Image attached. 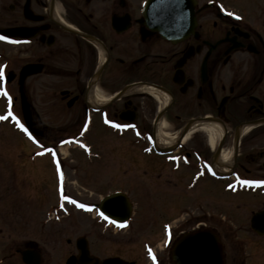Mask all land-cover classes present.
<instances>
[{"label": "flooded vegetation", "instance_id": "obj_1", "mask_svg": "<svg viewBox=\"0 0 264 264\" xmlns=\"http://www.w3.org/2000/svg\"><path fill=\"white\" fill-rule=\"evenodd\" d=\"M149 1L0 0V36L8 38L0 39V97L7 103L0 124L19 121L27 128L19 91L21 73H29L22 92L37 134L18 130L35 149L33 160L22 159L23 173L28 161L42 165L43 155L52 168H62L59 156L69 142L44 133L51 92L55 114L67 109V122L80 123L89 157L100 156L91 140L99 126L136 154L159 159L166 171L159 190L165 210L153 207L157 217L149 223L161 232L148 231V221L123 191L115 193L127 196L132 214L125 228L112 222L126 232L163 236L149 247L168 249V260L159 264H174L172 250L181 237L201 232L219 238L224 264H264V185L242 182L264 180V0H190L185 7L193 13L182 16V28L169 31L172 39L154 28L150 12L160 5ZM162 124L174 131H162ZM211 125L221 129L214 142ZM25 184L0 181V264H68L80 255L81 237L99 264L114 257L138 264L102 257L89 237L74 239L71 229L47 227L50 221L29 228ZM213 184L241 212L221 215L209 206L216 196L203 186ZM61 199L77 204L70 195Z\"/></svg>", "mask_w": 264, "mask_h": 264}, {"label": "rangeland", "instance_id": "obj_2", "mask_svg": "<svg viewBox=\"0 0 264 264\" xmlns=\"http://www.w3.org/2000/svg\"><path fill=\"white\" fill-rule=\"evenodd\" d=\"M45 100L48 104H45V107L50 108H48L50 114L47 130L44 133L47 135L49 132V140H64L69 142L70 147L75 141L79 144V148L66 146L61 150L60 157H63V160L62 168L59 169L60 174L58 170L52 168L50 160L46 158L47 155L41 156L43 159L38 160L42 165L31 166L29 164L34 165V163L26 162V171L23 173L24 168L20 167L22 159L25 155L31 159V153L35 149L23 140L22 134L18 131L20 128L18 123L14 124L12 121V123L0 124V169L5 170L0 176V181L24 179L26 182L27 187L21 194L27 202L23 208L26 211L27 226L38 228L42 227L45 221H50L47 227L71 229L75 233L74 239L80 236L89 237L93 249L102 257L118 255L134 259L138 264H159L160 260H168V249L165 250V244L161 245L163 249L157 250V253L149 248L151 243L155 244L157 240L163 241V236L137 234V231L126 232L116 229L113 224L101 220L97 211L93 209V205L99 204L106 196L115 193V191H123L138 206L139 218H144L148 223H152L151 219L157 217L152 208L158 206V211L161 209L164 212L165 210L163 195L159 190L164 188L160 183H163L166 171L159 159L136 154L126 145L119 144L120 142L116 141L113 136L104 133L99 126L95 128L91 140L97 147L94 151L100 153V156L91 155L89 157L82 149L83 142H87L88 139L85 140L83 134H79L80 123L67 122L70 117V112L67 109L61 110L59 107L55 114L53 93L46 92ZM5 108L7 109L6 100L0 97V111L4 112ZM163 126L162 124L164 132L174 131L170 124L165 125L167 128ZM76 132L77 134L74 135ZM109 145L113 147L112 150L107 147ZM9 164L12 166L9 167ZM5 166L6 168H4ZM10 170L14 171L15 178L9 174ZM59 184L61 188H58ZM1 189L3 191L5 188ZM220 189L214 184L203 186L205 193L216 196L214 200L208 201L212 203L209 206L218 210L221 215H230L240 211L229 203L231 200L228 198V194ZM208 190L209 192H207ZM217 190H219L218 193H215ZM68 195L74 197L80 205L83 204L87 207L78 208L71 203L63 202L64 200L60 197L64 198ZM169 197H172V192ZM156 198L159 201L154 203ZM52 212H54L53 219H48L47 215ZM178 222L179 220L176 221V223ZM150 223L148 231H153L155 228L156 232H161L160 227H153ZM226 264H228V259Z\"/></svg>", "mask_w": 264, "mask_h": 264}, {"label": "water", "instance_id": "obj_3", "mask_svg": "<svg viewBox=\"0 0 264 264\" xmlns=\"http://www.w3.org/2000/svg\"><path fill=\"white\" fill-rule=\"evenodd\" d=\"M190 0H150V4L160 5L150 12L153 26L161 35L172 39L169 33L176 28H182V16L193 13L185 5ZM25 71L21 73L20 95L26 125L32 134H37L35 125L31 119L29 104H27L22 92V80L26 78ZM104 217L118 221L119 218H129L132 206L124 194L115 193L106 197L100 205H97ZM80 255L72 257L68 264H99V260L90 256L87 242L84 238L78 240ZM173 260L175 264H224L223 246L217 236L211 232H201L192 235H184L173 249ZM103 264H129L121 258H109ZM134 264V263H131Z\"/></svg>", "mask_w": 264, "mask_h": 264}, {"label": "snow or ice", "instance_id": "obj_4", "mask_svg": "<svg viewBox=\"0 0 264 264\" xmlns=\"http://www.w3.org/2000/svg\"><path fill=\"white\" fill-rule=\"evenodd\" d=\"M230 15H235L234 13H230ZM0 39H4L7 40V37L4 36H0ZM4 73L3 70L0 69V77H3ZM4 95H7V92H4ZM11 100V97H9V101ZM0 119H7V117H0ZM17 123H19V121H17ZM117 127H120L119 125H116ZM20 127L25 131L28 132V129L24 127L23 124H20ZM29 135H31V133H29ZM52 154L55 156V152L53 151ZM62 176V174H61ZM244 184H261L264 185V180H260V181H242ZM80 207L84 208L87 207L86 205L81 204ZM101 215L103 216V213H101ZM107 218V217H105ZM155 259V257H153Z\"/></svg>", "mask_w": 264, "mask_h": 264}, {"label": "bare ground", "instance_id": "obj_5", "mask_svg": "<svg viewBox=\"0 0 264 264\" xmlns=\"http://www.w3.org/2000/svg\"><path fill=\"white\" fill-rule=\"evenodd\" d=\"M167 101H168V100L165 101V106H166V104H167ZM212 127H214V125H211L210 128H209V130H210V132L212 133L211 141L214 142V141H215V138H216V135H217V134L214 133V132H219V133H221V129H219L218 131H214V130H213L214 128H212ZM159 128H160V127H159ZM159 136H160V135H159ZM173 140H175V139H172V140H171V139H168V138H167V142H168V141H169V142H172ZM63 153H64V152H63ZM226 158H227V157H226Z\"/></svg>", "mask_w": 264, "mask_h": 264}]
</instances>
